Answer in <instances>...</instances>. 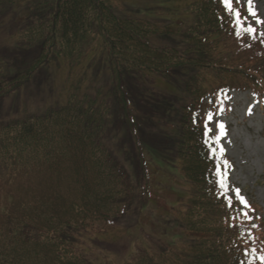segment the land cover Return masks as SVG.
Segmentation results:
<instances>
[{
  "label": "trees",
  "instance_id": "16d2710c",
  "mask_svg": "<svg viewBox=\"0 0 264 264\" xmlns=\"http://www.w3.org/2000/svg\"><path fill=\"white\" fill-rule=\"evenodd\" d=\"M161 1L155 14L131 17L126 0H0L9 28L18 23L0 58V74L11 78L0 85L3 100L49 65L64 60L74 70L94 51L109 72L107 85L81 80L68 102L0 122V177L9 172L11 187L0 185V264H112L84 252L90 230L104 234L150 210L169 234L148 236L122 264L260 263V208L228 196L205 112L227 111V91L264 97V41L236 0ZM151 160L175 178L172 201L159 194ZM44 169L56 174L42 175L44 192L56 177L81 193L63 213L50 199L31 203L39 191L30 184L14 191L24 170Z\"/></svg>",
  "mask_w": 264,
  "mask_h": 264
},
{
  "label": "rangeland",
  "instance_id": "374dc122",
  "mask_svg": "<svg viewBox=\"0 0 264 264\" xmlns=\"http://www.w3.org/2000/svg\"><path fill=\"white\" fill-rule=\"evenodd\" d=\"M161 2V0H126L128 11L125 14L137 17L136 10L139 12V10H149L150 8V15H153L161 10L158 9ZM236 2L245 13L246 25L253 30L257 39L264 41V0H236ZM3 13L6 12L3 11ZM10 21V14L0 16V58L6 57V49L13 45L12 35L18 28V23L17 25L11 23L12 27L9 28ZM95 53L96 51L90 53L82 65L74 70L69 69L64 60L53 63L39 72L30 84L19 93L4 97V100L0 98V122L20 120L40 114L50 105H55V103L68 102L70 99H67V95L69 93L73 94V89L77 88L78 83V88L81 86V80L87 81V83L92 82L93 89L94 79L102 81L100 82L102 84L106 82L107 85L109 72L106 69V60L104 58L97 59ZM92 58H94V61H91ZM8 76L9 74H0V85L3 86L4 82L9 84L10 77ZM227 93L228 111L214 113L210 112L209 109L206 110L207 122L214 137V144L220 151V158L223 156L228 161L221 172L228 179L230 196L237 197L243 209L253 204L257 205L260 208V213L257 216L264 221V99L258 101L251 91H231V93ZM210 100L211 98L207 96L206 103H210ZM220 124L223 125V129L219 128ZM218 137L219 139H217ZM151 163L153 165L152 178L154 182H161L159 187L161 193L159 194L163 195L162 197L166 200L172 201L176 194L169 189L168 185H173L172 182L175 183V178L158 170L152 160ZM23 173L27 180L16 176L14 191H24L31 185L32 188L39 191L37 194L39 197L36 196L33 201L31 200V203L48 205L47 201L50 199L57 202L56 207L63 213V206L68 207L70 203H74L76 199L81 198V193L79 194L71 178L67 181L64 179L57 181L58 179L55 177L52 182L50 180L51 183L46 186L47 191L45 192L44 186L37 187L44 185L43 179L48 183L49 181L45 177L42 178V175L53 174L52 176H55L54 170H38V176L35 171L24 170ZM4 174V177H0V185L3 188V193H6L10 192L8 189L11 188L8 186L10 174L9 172ZM166 178L169 182L165 180ZM71 182L73 184H70ZM86 185L83 183L79 187L83 189L82 187ZM157 187L156 185L155 190ZM56 191L59 192L60 198H55ZM3 201L1 198L0 205ZM20 203L31 204L25 198H22ZM162 203L159 201L160 206H162ZM81 205H84L82 201ZM158 217L162 218L163 215H160V212L158 213L156 210H153V212L152 210L146 211L140 216L138 222L131 221L123 226L110 228L104 234L97 232L99 225L98 227L94 226L86 238L87 241L93 239L92 242L88 241L89 253L97 256L100 261L108 258L112 261V264H122L126 260L129 261L136 256L139 247L145 246L144 243L147 242L148 236L163 238L165 233L169 232L166 226L157 221ZM104 226L106 227L101 222L100 227ZM175 231L173 232L176 233Z\"/></svg>",
  "mask_w": 264,
  "mask_h": 264
},
{
  "label": "snow or ice",
  "instance_id": "6c2138e0",
  "mask_svg": "<svg viewBox=\"0 0 264 264\" xmlns=\"http://www.w3.org/2000/svg\"><path fill=\"white\" fill-rule=\"evenodd\" d=\"M224 3H225L226 6H228V5H229V0H224ZM250 11H251V9H250ZM249 114H251V113L249 112ZM219 128H220V129H223V125L220 124V125H219ZM217 139H219V137H218ZM225 163H227V162H225ZM242 203H243V201H242Z\"/></svg>",
  "mask_w": 264,
  "mask_h": 264
}]
</instances>
